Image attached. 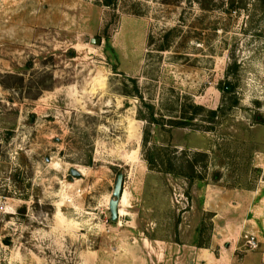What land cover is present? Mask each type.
I'll return each mask as SVG.
<instances>
[{
    "label": "rangeland",
    "instance_id": "obj_1",
    "mask_svg": "<svg viewBox=\"0 0 264 264\" xmlns=\"http://www.w3.org/2000/svg\"><path fill=\"white\" fill-rule=\"evenodd\" d=\"M1 196L0 264L228 249L264 208V0H0Z\"/></svg>",
    "mask_w": 264,
    "mask_h": 264
},
{
    "label": "crops",
    "instance_id": "obj_2",
    "mask_svg": "<svg viewBox=\"0 0 264 264\" xmlns=\"http://www.w3.org/2000/svg\"><path fill=\"white\" fill-rule=\"evenodd\" d=\"M123 191H126L124 189ZM129 193H126V201H128ZM121 202V201H120ZM122 207L123 213H125L123 205L119 203V208ZM118 208V215H121V211ZM264 209V208H263ZM263 209H253L254 213L246 219H236L235 223L238 224V231L233 241L230 242L228 249L219 246V243L216 241H211V244L207 245H194L190 244V247L193 251H191L190 256L192 263L191 264H264V234L260 232L262 229V222L264 221V217L262 218V214H264ZM260 210V211H259ZM262 210V211H261ZM259 212L261 216L259 215ZM122 213V214H123ZM245 231L251 232H260L259 233V246L257 249L248 250L244 247L246 254H243V257L240 262H230L226 263V259H231L232 255H235L236 250L242 248V244H238V238L240 234ZM227 244V242L225 243ZM214 245V246H213ZM218 245V246H216ZM244 246V245H243ZM160 254V253H159ZM226 257V258H225ZM244 258V259H243Z\"/></svg>",
    "mask_w": 264,
    "mask_h": 264
},
{
    "label": "water",
    "instance_id": "obj_3",
    "mask_svg": "<svg viewBox=\"0 0 264 264\" xmlns=\"http://www.w3.org/2000/svg\"><path fill=\"white\" fill-rule=\"evenodd\" d=\"M71 173L75 176L78 175V173L74 170H72ZM122 186H123V173L119 172L116 175L115 182H114L111 195H110L109 205H108V210L110 214L109 218H110V221H113V222L116 221L118 218L117 209H118L119 198L123 191Z\"/></svg>",
    "mask_w": 264,
    "mask_h": 264
},
{
    "label": "built area",
    "instance_id": "obj_4",
    "mask_svg": "<svg viewBox=\"0 0 264 264\" xmlns=\"http://www.w3.org/2000/svg\"><path fill=\"white\" fill-rule=\"evenodd\" d=\"M6 207V197L1 196L0 197V211H3ZM264 234V221L262 222V229L260 230ZM260 232H250V231H245L242 235L243 239V245L245 246L246 249L248 250H254L257 249L260 243L259 240V233Z\"/></svg>",
    "mask_w": 264,
    "mask_h": 264
},
{
    "label": "bare ground",
    "instance_id": "obj_5",
    "mask_svg": "<svg viewBox=\"0 0 264 264\" xmlns=\"http://www.w3.org/2000/svg\"><path fill=\"white\" fill-rule=\"evenodd\" d=\"M110 200V199H109ZM122 200V203H124L126 201V191H122V194L119 198V201ZM108 205H109V202H108ZM118 208H119V202H118ZM118 211V209H117ZM121 211V210H120Z\"/></svg>",
    "mask_w": 264,
    "mask_h": 264
}]
</instances>
